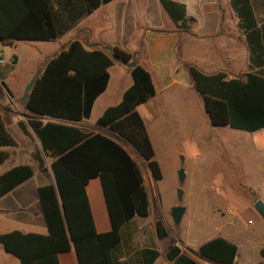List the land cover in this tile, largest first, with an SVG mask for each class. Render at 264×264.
<instances>
[{
    "label": "trees",
    "instance_id": "16d2710c",
    "mask_svg": "<svg viewBox=\"0 0 264 264\" xmlns=\"http://www.w3.org/2000/svg\"><path fill=\"white\" fill-rule=\"evenodd\" d=\"M110 0H0V43L15 39L50 40L71 28L83 15ZM170 20L173 30L188 32L194 23L186 15L182 3L157 0ZM238 26L246 38L264 30V20L256 25L247 0H230ZM256 49L249 47L251 65ZM126 64L131 54L117 46L86 50L77 39L48 58L39 69L27 91L24 107L37 116L27 125L39 140L32 159L44 172L43 156L52 157L49 168L52 181L37 188L46 233L11 230L0 233L1 249L14 256L17 264H59L57 254L73 249L77 264H150L157 256L153 248H142L136 259L117 261L113 251L120 241V229L132 217L148 213L146 192L137 165L114 140L100 134L62 123L45 120L55 118L78 121L87 118L93 100L105 88L107 68L113 61ZM264 63V60L261 61ZM192 88L202 95L204 111L213 125L245 131L264 129V75L252 67L241 77L227 79L222 72L205 75L192 66L186 67ZM130 84L120 100L103 109L95 124L128 142L145 161L151 177H161L158 163L135 107L153 95L148 72L134 64L130 67ZM0 84L4 87L3 82ZM5 88V87H4ZM19 127H25L18 121ZM0 117V146H14ZM3 155L0 153V161ZM33 174L28 164L15 165L0 173V196ZM97 177L110 228L96 232L84 187ZM157 237L165 230L155 222ZM200 256L229 264L236 255V246L222 237L211 238L198 246ZM173 264H197L178 253L175 246L166 252Z\"/></svg>",
    "mask_w": 264,
    "mask_h": 264
},
{
    "label": "crops",
    "instance_id": "0c3cea01",
    "mask_svg": "<svg viewBox=\"0 0 264 264\" xmlns=\"http://www.w3.org/2000/svg\"><path fill=\"white\" fill-rule=\"evenodd\" d=\"M112 1L113 0H110L94 9L91 13L80 17L77 22L67 30L69 32L73 30L70 39H77L86 50L102 49L106 51L101 44L103 42H101L98 37L90 35L87 31V23L84 19L102 6H109ZM149 1L153 2L155 4L154 6H159L156 8H158L159 11H157L160 15L161 12H163L165 17L162 18H164V21L168 24L167 28L159 26V24H151L149 28H145V32L143 33V38L145 39L144 45H137L135 50H131L132 52L115 44H110L108 47L117 46L130 54L132 53L131 61L144 68L149 74L154 89L153 95L145 102L138 104L135 107V110L142 118L145 131L154 152L153 140L146 126L151 119L159 114L156 103L160 98L165 102L171 101L175 98L174 95H169L165 93V91L170 89L179 91L185 86L192 87L186 67L192 66L205 75L222 72L227 79L241 77L244 73H247L251 67L253 70H257L264 75V63L261 62L264 60V30L254 31L247 39L245 32L238 26V18L234 15L230 0H173L182 3L185 7L186 15L192 16L195 20L192 26H190L188 32L176 31L173 30L170 20L162 10L158 1ZM127 2L128 0H123L119 3L122 6L121 9L117 11L108 10L109 13H111L112 16H114V12V14L118 13L122 16H125L126 14H135L144 15L145 19L148 18L149 4H143L141 8L135 6L132 8ZM247 3L256 21V25L258 26L259 23L264 20V0H247ZM219 8H222L221 19ZM109 20L113 21L112 19ZM17 40L28 39H15L8 44V46L12 47L13 43ZM0 45L2 46L1 43ZM251 45L252 48L256 49V52H252V59L258 62L256 65H251L249 56V47ZM64 46L58 48L55 52L48 53L45 57H52ZM40 57L41 58L37 57L36 61L33 62V69L34 67L37 68L38 66L36 65L42 63L45 58H42V56ZM113 68H115V71L112 79L111 69ZM107 73L108 79L105 88L93 100L87 118H82L78 121H64L61 119L46 117L42 120L62 122L76 126L86 132L103 134L117 142L137 165L146 192L148 213L145 217H132L121 227L120 241L113 251L117 261L122 262L127 259L135 261V254L140 249L150 247L157 252L156 258L150 264H173V258H168L166 252L170 247L175 246L178 249V253L185 254L197 264H224L200 256L197 250L201 243L219 236L236 246V255L233 261L229 264H264V242L255 244L248 242L247 245H243L242 243L239 244V240L235 239L236 236L234 238V236L226 230L225 232L221 229H215L211 232V225L199 227L198 234L204 235V239L200 242H195L194 249L191 248L187 240L183 241L179 237L175 238L173 234V242L168 241L166 243L169 229L165 222L162 221L161 216L155 212L156 210L151 190L149 189L150 191L147 192L141 170L137 163L142 161L144 164V170L147 174H145V177L147 179V176L151 177V174L145 161L128 142L110 132L106 127H101L95 124V119L101 114L103 109L107 106L116 104L120 100L124 89L131 82L130 67L121 62L114 60L112 65L107 68ZM1 87L3 86L0 84V88ZM5 91L8 94V98L6 101L0 100V117L4 122L6 130L15 141V145L0 146V153L3 155V158L0 161V173L12 166L21 164H28L33 168V166H36V163L32 159V153L35 149H40L39 140L26 122L28 118H37V116L25 109V99H22V97L20 98L21 106L18 107L17 98L21 95L18 93L16 94L15 92L12 93L6 89ZM161 93L163 95L162 97H159V94ZM19 108H22L24 112L20 111ZM206 116L209 121L207 113ZM18 121L23 123L25 127L24 131L19 127ZM247 132L250 133V138H248L249 140L247 141V144L251 145L257 151L258 155L262 154L261 156L263 157L264 129ZM43 160L46 167L45 171L49 176L38 169H33L31 177L0 196V223L3 222L5 225V228L0 230V233L11 230H18L23 233H46V227L37 197V188L48 181H52V174L49 168L52 157L43 156ZM257 160L259 161V164L253 171V174L258 179L257 175H264V167L262 166L264 165V159H260V157L257 156ZM33 177L35 178L34 183H29ZM151 179L154 180L152 177ZM84 192L95 231L104 232L109 230L110 225L107 218L99 179L97 177L90 178L85 184ZM151 213L154 215L151 222L154 226V232L155 222L159 220L165 230V235L163 237H157L156 233L153 237L152 227L150 224L144 222V219ZM182 215L183 212L181 216ZM123 234H125V240L130 247L128 250L120 247ZM118 249L121 251L116 253ZM248 255L254 257V263H247L246 258ZM160 258L161 261H159ZM57 259L59 264H77L72 248L65 252H59L57 254ZM17 262L16 259L14 264H17Z\"/></svg>",
    "mask_w": 264,
    "mask_h": 264
},
{
    "label": "rangeland",
    "instance_id": "374dc122",
    "mask_svg": "<svg viewBox=\"0 0 264 264\" xmlns=\"http://www.w3.org/2000/svg\"><path fill=\"white\" fill-rule=\"evenodd\" d=\"M122 1L113 0L109 6H102L84 19L87 31L103 42L101 44L106 52L110 44L132 52L137 45H144L145 28H149L151 24H159L165 28L168 26L162 18L165 17L163 12L161 15L158 13L156 7L159 6H154L149 0L127 2L132 8L149 4L147 19L144 15L122 16L114 12L112 16L109 11L121 9L119 3ZM221 11L222 8H219L220 19ZM72 33L73 30L67 31L57 39L50 40H17L12 47L0 45L3 53L0 81L6 90L21 95L17 98L18 107L21 106L20 98L24 87L35 71L33 62L37 57L44 58L48 53L64 46ZM12 55L16 57L13 64L10 63ZM114 71L115 68L111 69L112 79ZM5 89L0 88L2 101L8 98ZM165 93L174 95L175 98L166 102L160 98L156 103L159 114L146 126L153 140L154 159L158 163L161 177L152 180L147 176L146 179L144 164L142 161L137 163L147 192L151 190L155 212L161 216L169 229L166 243L173 242V234L175 238L187 240L194 249L195 242L204 239V235L198 234L199 227L204 225H211V232L215 229L228 231L234 238L236 236L239 244L264 242V219L252 206L259 201L264 207V175H257V179L253 174L259 164L257 156L260 159H264V156L262 157L261 153L258 155L257 151L247 144L250 133L226 125L210 124L200 93L190 86H185L179 91L170 89ZM162 95L159 94V97ZM19 109L24 112L22 108ZM32 169L37 168L33 166ZM44 174L49 176L46 171ZM34 179L33 177L29 183H34ZM176 206L183 208V215L178 224L170 217L171 209ZM152 218L154 215L151 213L144 222L150 224L154 237ZM3 228L5 225L1 222L0 230ZM120 247L127 250L130 248L125 234ZM120 249L116 253L121 251ZM246 260L247 263L255 262L254 257L250 255ZM15 261L14 256L0 247V264H14Z\"/></svg>",
    "mask_w": 264,
    "mask_h": 264
},
{
    "label": "water",
    "instance_id": "95a60500",
    "mask_svg": "<svg viewBox=\"0 0 264 264\" xmlns=\"http://www.w3.org/2000/svg\"><path fill=\"white\" fill-rule=\"evenodd\" d=\"M51 56H47L44 58V60L42 61V63H40L38 65V67L35 69L32 77L30 78L29 82L26 84V86L24 87V90H23V96H22V99H25L26 98V94H27V91L28 89L30 88V86L32 85L35 77L37 76L38 72H39V68L44 64V62L50 58ZM16 61V57L14 55H12L10 57V63L13 64L15 63ZM126 65L128 67H132L134 65V62L133 61H130L128 63H126ZM180 176H181V173H180ZM180 193V191H178V194ZM254 209L260 214V216L264 219V207L263 205L259 202V201H256L253 205ZM183 212V208L179 207V206H176V207H173L171 209V212H170V217L172 219V221L177 224L180 220V217H181V214Z\"/></svg>",
    "mask_w": 264,
    "mask_h": 264
},
{
    "label": "built area",
    "instance_id": "2783aa9c",
    "mask_svg": "<svg viewBox=\"0 0 264 264\" xmlns=\"http://www.w3.org/2000/svg\"><path fill=\"white\" fill-rule=\"evenodd\" d=\"M2 64H3V53L0 50V65H2Z\"/></svg>",
    "mask_w": 264,
    "mask_h": 264
}]
</instances>
